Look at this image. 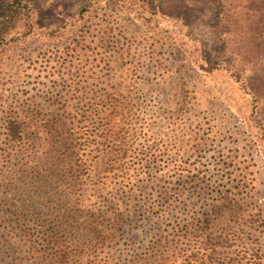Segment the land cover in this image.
Segmentation results:
<instances>
[{
  "label": "rangeland",
  "instance_id": "374dc122",
  "mask_svg": "<svg viewBox=\"0 0 264 264\" xmlns=\"http://www.w3.org/2000/svg\"><path fill=\"white\" fill-rule=\"evenodd\" d=\"M7 1L0 0V144L21 102L47 113L60 100H90L117 86L151 114L139 129L158 156L147 171L133 172V198L152 199L162 184L187 186L198 176L211 184L243 177L254 185L248 206L264 224V68L251 66L259 58L251 34L213 23L212 0H22L27 15L11 27ZM256 40L264 50V33ZM227 155L233 162L222 166ZM28 160H14L12 180L29 174ZM22 178L6 187L0 214L23 204L32 213L28 204L42 189H23ZM3 217L0 236L9 228ZM246 237L264 264V228Z\"/></svg>",
  "mask_w": 264,
  "mask_h": 264
},
{
  "label": "trees",
  "instance_id": "16d2710c",
  "mask_svg": "<svg viewBox=\"0 0 264 264\" xmlns=\"http://www.w3.org/2000/svg\"><path fill=\"white\" fill-rule=\"evenodd\" d=\"M212 2L213 23L232 35L251 34L259 53L251 66L264 68V50L256 43L264 33V0ZM24 7L22 0H8L5 23L24 20ZM247 54L241 58L247 61ZM261 82L264 87V76ZM34 106L19 103L3 124L0 200L20 176L23 189L37 183L42 191L28 204L32 213L23 204L0 214L9 222L0 236V264H77L81 257L84 264H261L246 237L252 227L264 228L259 210L248 206L251 181L211 184L198 176L187 186L162 184L152 199L133 198V172L147 171L158 156L140 135V123L150 122L151 114L124 99L119 87L90 100H60L47 113ZM20 155L31 168L12 180ZM219 161L233 162L230 155ZM7 253L14 262H7Z\"/></svg>",
  "mask_w": 264,
  "mask_h": 264
}]
</instances>
